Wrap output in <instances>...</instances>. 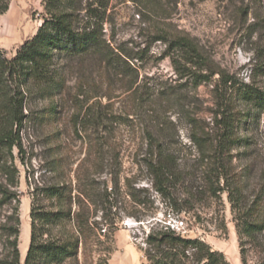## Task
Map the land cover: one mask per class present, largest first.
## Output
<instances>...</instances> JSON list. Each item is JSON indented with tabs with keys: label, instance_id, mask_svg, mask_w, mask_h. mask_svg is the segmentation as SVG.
Listing matches in <instances>:
<instances>
[{
	"label": "rangeland",
	"instance_id": "rangeland-1",
	"mask_svg": "<svg viewBox=\"0 0 264 264\" xmlns=\"http://www.w3.org/2000/svg\"><path fill=\"white\" fill-rule=\"evenodd\" d=\"M96 1L83 0V7L96 9ZM44 13V0H12L9 11L0 16V49L8 58L36 35ZM103 16L104 39L115 52L131 58L120 63L127 79L95 59L74 61L63 92L27 101L21 148L12 154L0 150V162L14 161L19 170L14 190L20 201L21 263L30 247L36 200L44 212L64 213L63 221L50 227L52 238H79L78 259L66 264H150L145 257L148 234L173 219L185 223L186 238L205 242L230 264H242L229 193L213 196L190 142L192 119L211 135L216 132L213 89L219 75L196 88L179 77L159 40L189 39L209 59L212 71L244 83L254 77L264 89L261 72L252 75L256 63L264 67V0H111ZM137 75V84L128 88ZM155 88L173 89L174 98L164 102L152 97L141 108L139 97ZM156 105L173 123L168 145L179 157L181 172L170 190L184 212L173 210L170 200L155 191L145 166ZM235 108L248 112L240 104ZM241 135L249 145L233 152V178L244 179V204L250 207L264 195V108L255 111ZM0 183L7 184L1 168ZM52 187L64 189L63 197L42 192ZM133 196L144 204L137 206ZM16 204L0 207V227ZM248 247L250 264L264 260V244ZM3 254L0 238V259Z\"/></svg>",
	"mask_w": 264,
	"mask_h": 264
},
{
	"label": "trees",
	"instance_id": "trees-1",
	"mask_svg": "<svg viewBox=\"0 0 264 264\" xmlns=\"http://www.w3.org/2000/svg\"><path fill=\"white\" fill-rule=\"evenodd\" d=\"M11 3L12 0H0V16L9 11ZM110 3L111 0H97L98 7L94 9L92 5L84 8L83 0H44L43 24L36 35L26 41L12 58H8L6 52L0 49V150H8L12 154L14 148H21L20 131L28 118L25 114L27 101L35 96L52 99L60 91L63 92L67 83V69L74 61L95 59L100 67L127 79V69L121 67L120 63H127L131 58L122 51L115 52L104 39L103 15L107 13ZM159 41L166 45L164 56L170 58L179 77L191 81L196 88L211 83L213 77L219 75V81L213 89L217 101L216 132L211 135L198 126V120L192 119L195 129L190 142L199 153L198 162L204 167L203 176H207L205 179L210 182L213 196L224 191L229 193L242 264H250L248 245L264 244V195L250 207L244 204V179L233 178V152L249 145V139L242 137L241 129L253 118L255 111L264 108V89L255 83L253 76V81L244 83L225 73L212 71L209 59L189 39ZM256 70L264 76L263 66L256 63L252 75ZM137 78L138 75L128 88L132 89L137 84ZM140 86L137 88L139 91L142 88ZM145 94L149 96L148 100L143 99ZM174 95L173 89L165 91L164 88H155L151 95L145 92L140 96L139 102L142 108L152 97L166 102L172 100ZM237 104L248 112L237 111ZM158 106L151 113L153 125L148 131L150 146L144 159L145 166L152 176L155 191L165 200H170L173 210L184 212V206L178 204L170 190L181 172L179 157L168 145L169 139L173 137V123L167 121L166 111H158ZM0 168L7 181L6 185L0 183V207L14 201L17 203L0 227L4 248L0 264H22L19 248L20 201L14 190L19 187V170L14 161L9 163L8 160L0 162ZM221 182L224 188L220 187ZM63 190L52 187L42 192L62 198ZM133 199L139 207L144 204L136 196ZM63 217L64 213L42 211L34 201L31 212L32 235L25 264H66L77 261L79 238L64 242L52 238L50 234V227L58 221L62 222ZM84 240H81L82 243L86 242ZM145 244L149 246L145 257L150 264H230L224 254L212 250L205 242L188 239L164 228L157 233L150 232ZM257 264H264V260Z\"/></svg>",
	"mask_w": 264,
	"mask_h": 264
},
{
	"label": "built area",
	"instance_id": "built-area-1",
	"mask_svg": "<svg viewBox=\"0 0 264 264\" xmlns=\"http://www.w3.org/2000/svg\"><path fill=\"white\" fill-rule=\"evenodd\" d=\"M185 229V223L180 221L179 219H173L168 225L164 227V230H169L176 232L178 234H182Z\"/></svg>",
	"mask_w": 264,
	"mask_h": 264
}]
</instances>
